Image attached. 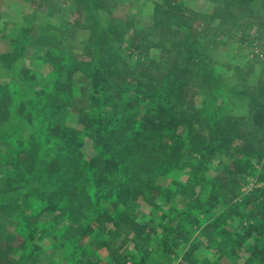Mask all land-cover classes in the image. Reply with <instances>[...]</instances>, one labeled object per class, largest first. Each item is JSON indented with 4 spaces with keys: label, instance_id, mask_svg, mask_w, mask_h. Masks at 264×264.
Listing matches in <instances>:
<instances>
[{
    "label": "clouds",
    "instance_id": "9594fccd",
    "mask_svg": "<svg viewBox=\"0 0 264 264\" xmlns=\"http://www.w3.org/2000/svg\"><path fill=\"white\" fill-rule=\"evenodd\" d=\"M0 264H264V0H0Z\"/></svg>",
    "mask_w": 264,
    "mask_h": 264
}]
</instances>
